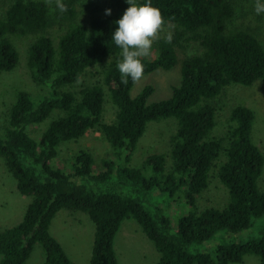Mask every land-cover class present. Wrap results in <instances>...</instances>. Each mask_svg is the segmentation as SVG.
Returning a JSON list of instances; mask_svg holds the SVG:
<instances>
[{
  "label": "trees",
  "instance_id": "trees-1",
  "mask_svg": "<svg viewBox=\"0 0 264 264\" xmlns=\"http://www.w3.org/2000/svg\"><path fill=\"white\" fill-rule=\"evenodd\" d=\"M82 1L89 12H79L77 0H63L64 12L56 0H10L0 15V75L20 60L12 38L32 36L26 65L46 91L35 99L19 89L0 132V158L17 191L31 197L20 223L0 227V264H25L36 244L44 254L42 264H72L50 234L52 220L63 209L86 214L94 225L88 264H118L114 238L126 219H133L153 243L159 253L155 264L241 263L246 254L264 264V229L244 242L219 245L214 253L192 250L219 231L237 233L264 216V155L251 140L254 110L235 105L224 132L211 136L215 99L228 86L264 84V41L255 29L233 25L237 0H152L163 17L161 27L171 24L176 33L171 41H157L154 57H141L143 75L181 64L179 84L169 98L154 103L147 101L151 86L131 97L137 80L125 82L117 68L121 49L111 36L125 0ZM106 2L110 14L101 13ZM185 34L201 50L179 59ZM101 64L98 82L72 89ZM107 94L115 108L110 122L103 121ZM168 118L177 123L170 163L168 156L155 153L141 168L131 166L148 123ZM48 119L45 128L40 126ZM31 127H41L36 137ZM95 128L111 146L98 170L87 150L71 155L62 167L56 164L64 146ZM63 168L71 169L65 173ZM211 177L224 187L228 201L202 208L199 199ZM156 196L161 199L153 200ZM174 197L188 208L176 227L162 207Z\"/></svg>",
  "mask_w": 264,
  "mask_h": 264
},
{
  "label": "rangeland",
  "instance_id": "rangeland-1",
  "mask_svg": "<svg viewBox=\"0 0 264 264\" xmlns=\"http://www.w3.org/2000/svg\"><path fill=\"white\" fill-rule=\"evenodd\" d=\"M10 0H0V15ZM54 1V0H52ZM77 10L83 13L89 12L85 6L86 2L77 0ZM255 0H237L238 12L233 25L242 28H251L257 31L261 40L264 41V13L256 14L254 11ZM101 13L105 9H111L109 4H101ZM86 20L85 15L81 17ZM176 29L173 25L167 24L160 28L157 36L153 40L151 53L145 57L156 55V43L159 39H166L168 34L173 38ZM54 35L56 33H53ZM32 36L13 37V44L16 46L20 60L18 65L11 72L0 75V132L6 123V113L15 94L19 89L27 90L35 99H39L45 89L37 85L31 78V74L26 65V53ZM181 48L177 50L179 59L193 55L201 50L198 42L190 40L188 34L182 36ZM103 64L97 65L86 71L79 82L72 88L78 91L83 85L98 82L101 79ZM181 79V64L177 62L170 70H157L153 73L143 75L137 80L130 90V96H137L146 86L153 88L149 95L148 103L165 100L170 97L172 87L177 86ZM246 105L255 112V119L252 126L251 140L264 155V84L256 81L250 87L239 85L228 86L221 95L215 99L217 110L215 113L216 125L211 132V136L221 135L227 125V118L231 109L235 105ZM115 108L109 101V94L106 95L104 104L103 121L110 122L114 118ZM44 121L40 126L44 128L48 124ZM177 127L173 118L153 121L148 123L144 135L140 138L136 149L130 159V165L141 168L147 156L151 154H164L167 162L170 163L171 138L175 134ZM41 127H31L32 136L36 137ZM111 146L97 128L88 131L77 142L64 146L61 150V157L56 164L63 166L65 160L80 150H87L92 153L95 161V170H98L106 154H110ZM106 158V157H105ZM71 168H63L68 173ZM264 173V168H263ZM263 175V174H262ZM116 178V176H114ZM89 183V182H88ZM92 187L95 185L89 183ZM96 187V186H95ZM128 188V187H127ZM126 187L122 190L129 191ZM160 200L161 197L153 198ZM31 197L21 195L16 189V181L6 170L3 159L0 158V227L6 229L21 222L27 205ZM228 201V195L224 187L216 177H211L208 189L199 199V206H224ZM162 207L166 215L176 227L179 217L184 216L188 208L179 202L177 197L162 201ZM264 229V216L253 221L252 225L237 233H228L225 230L219 231L211 239L192 247L193 251L214 253L219 245L227 243L244 242L252 237H258ZM50 234L61 244L63 250L71 260L72 264H88L92 252L94 225L88 216L82 212L59 211L50 225ZM114 250L118 264H155L159 258V253L153 243L145 236L140 226L133 219H126L122 222L120 229L114 238ZM44 254L39 244L27 259L25 264H42ZM229 264H260L258 256L246 254L241 263Z\"/></svg>",
  "mask_w": 264,
  "mask_h": 264
},
{
  "label": "clouds",
  "instance_id": "clouds-1",
  "mask_svg": "<svg viewBox=\"0 0 264 264\" xmlns=\"http://www.w3.org/2000/svg\"><path fill=\"white\" fill-rule=\"evenodd\" d=\"M127 7L121 16L114 21L116 27L112 32V42L121 49L122 58L117 64L118 71L127 82L128 78L139 80L144 74L141 57L150 55L154 38L157 36L163 17L152 0H125ZM63 0H56V8L66 11ZM256 14L264 13V0H255ZM106 14L111 9H105ZM171 41V34L166 37Z\"/></svg>",
  "mask_w": 264,
  "mask_h": 264
}]
</instances>
